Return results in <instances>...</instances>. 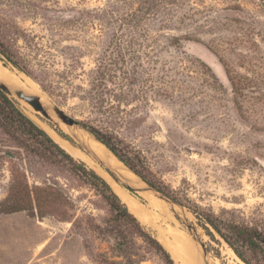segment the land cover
Listing matches in <instances>:
<instances>
[{"label":"rangeland","instance_id":"rangeland-1","mask_svg":"<svg viewBox=\"0 0 264 264\" xmlns=\"http://www.w3.org/2000/svg\"><path fill=\"white\" fill-rule=\"evenodd\" d=\"M0 47L18 66L1 52L0 64L143 157L174 191L182 206L152 192L171 220L154 209L162 202L129 190L143 209L133 214L173 264L182 262L172 229L192 228L207 251L202 264H245L188 207L264 233V0H0ZM1 113L0 264H172ZM45 119L81 149L64 124ZM70 154L116 192L108 172Z\"/></svg>","mask_w":264,"mask_h":264},{"label":"trees","instance_id":"trees-1","mask_svg":"<svg viewBox=\"0 0 264 264\" xmlns=\"http://www.w3.org/2000/svg\"><path fill=\"white\" fill-rule=\"evenodd\" d=\"M0 52L15 66L18 63L7 53L2 47ZM228 72V71H227ZM228 77L232 85L237 84L234 77L228 73ZM0 112L5 118L11 120V124L20 128L25 134L33 138L37 143L50 155L58 158L63 163H67L74 167L81 175H83L91 185L98 189L106 198L111 208L115 211L119 221L141 233L142 237L153 247L159 250L165 258L173 264L170 254L163 247L158 239L146 232L137 217L130 211L126 203L120 198L110 184L98 175L92 169H85L84 163L77 162L69 152L56 143L52 137L39 127L37 123L17 108L8 98L7 94L0 90ZM93 136L100 140L127 168L133 171L145 182L153 185L160 193L167 198L183 203L175 195L174 191L167 185L156 181L148 171L145 160L138 154H131L122 146H120L111 135L104 133L100 129L80 123ZM66 139L69 136L60 133ZM190 211L198 219L199 225L205 230L206 234L215 239L214 232L230 247L234 254L245 264H264V233L256 228L241 225L235 222H228L215 216L213 213L207 212L200 208H190Z\"/></svg>","mask_w":264,"mask_h":264},{"label":"bare ground","instance_id":"bare-ground-1","mask_svg":"<svg viewBox=\"0 0 264 264\" xmlns=\"http://www.w3.org/2000/svg\"><path fill=\"white\" fill-rule=\"evenodd\" d=\"M0 79L9 85L20 86L27 92H36L37 89L35 83L31 80V78L25 76L22 72H18L16 70L10 69L9 67L4 66L3 64H0ZM19 101H20L19 105H21L23 111L31 119H33L40 127H42L53 138V140H55L58 144H60L61 147H63L67 152H70L83 159L84 162H86L89 166L93 167L95 170H101L102 167H100L98 162H96V160L92 156L86 154L85 153L86 151L85 152L82 151L81 149L72 145L69 141L60 137V135L57 134L54 128L49 125L45 117L42 118L40 114L37 113L26 102H23L21 100ZM72 132L75 133V135L82 143L88 145L89 148H91L101 159H103V161L108 162L111 170L114 171L118 176L137 182L135 185L131 184L132 187L137 188L142 192L146 193L149 198L162 202V204H160L159 206H154V209L159 210L158 211L159 215L165 214L166 218L171 220L173 219L171 212H169L170 210L167 209L165 203L162 200L158 199L156 196H154L151 191L145 190V184L139 179V177L136 176L133 172H131L121 161H119L117 157L109 149H107L101 143L92 139V137L89 135L87 131L79 127H77L75 130H72ZM100 175L103 176L110 183L106 174H100ZM112 182L114 183L117 194L120 196L123 202L126 203L130 211L137 216H142L143 209L139 201H137L131 195L129 190L122 187L114 180H112ZM171 234L173 235L172 241L170 242L172 246V250L175 253L176 257H178L181 260L182 264H202V259L200 256L202 254V249L200 245L193 240L190 234L182 230L178 231V229L177 230L172 229ZM230 251L234 256H236L231 249ZM204 258L206 260L207 256L205 255Z\"/></svg>","mask_w":264,"mask_h":264},{"label":"water","instance_id":"water-1","mask_svg":"<svg viewBox=\"0 0 264 264\" xmlns=\"http://www.w3.org/2000/svg\"><path fill=\"white\" fill-rule=\"evenodd\" d=\"M0 90L4 91L6 94H8L10 96L16 97L18 100L26 102L37 113H40L45 118H47L49 120H52V121L54 119H56L58 123L64 124L69 130H71V134L78 141L81 149L83 148L86 151V153H88L90 156H92L101 165V167L113 177V179L116 182L122 183L123 187H125L127 190H130V191L139 190L137 188L132 187L129 183L125 182L122 179L121 176H118L114 171L111 170L108 162L103 161V159H101L91 148H89L88 145H86L85 143H82L78 139V137L75 135L74 132H72V130H75L77 127L81 128V129H83L85 131H87V130L83 127V125H81L74 117H72L70 114H68L59 105L50 102L47 98L43 97L41 94H39L37 92H27L23 88H21L20 86L9 85V84H7L6 82H4L1 79H0ZM87 132L92 137V139H94L95 141H97V142L101 143L102 145H104L100 140H98L95 136H93L89 131H87ZM131 172H133V171H131ZM98 175H100V174H98ZM139 179L145 184V190H149L151 192L157 193L160 197H162L166 201H171L172 203H177V202L167 198L166 196H164L155 187H153V185L145 182L140 177H139ZM178 205H180V204H178ZM180 206H182V205H180ZM192 229H193V235H192L193 237L192 238H193V240L195 242H197L201 246V248H202V257H204L205 255L207 256V251L205 249V245L203 244V242L200 239H197L196 230L194 228H192ZM204 261L207 262V259L204 260Z\"/></svg>","mask_w":264,"mask_h":264}]
</instances>
